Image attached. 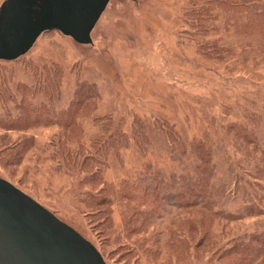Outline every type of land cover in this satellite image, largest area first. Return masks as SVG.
<instances>
[{"label": "rangeland", "instance_id": "1", "mask_svg": "<svg viewBox=\"0 0 264 264\" xmlns=\"http://www.w3.org/2000/svg\"><path fill=\"white\" fill-rule=\"evenodd\" d=\"M207 3L110 0L91 45L0 61V178L106 264H264V3Z\"/></svg>", "mask_w": 264, "mask_h": 264}, {"label": "water", "instance_id": "2", "mask_svg": "<svg viewBox=\"0 0 264 264\" xmlns=\"http://www.w3.org/2000/svg\"><path fill=\"white\" fill-rule=\"evenodd\" d=\"M109 1L6 0L0 7V61L21 58L48 31L91 45ZM0 264L106 263L89 241L0 178Z\"/></svg>", "mask_w": 264, "mask_h": 264}, {"label": "trees", "instance_id": "3", "mask_svg": "<svg viewBox=\"0 0 264 264\" xmlns=\"http://www.w3.org/2000/svg\"><path fill=\"white\" fill-rule=\"evenodd\" d=\"M262 1H264V0H237L236 3H233L230 0H227V1H225V0H217V1L208 0V3L205 5V7L199 9L196 14L200 15V17H202L204 19V16L208 13V11L210 9L209 5L211 4V2H212V5L217 4L216 2H218L219 5H223L225 8L238 7L241 10H246V9H250L251 5L264 3ZM261 12L264 15V11H261ZM258 14H260V12ZM253 16L255 17L254 13H253ZM261 17H263V16H261ZM244 30H248V28L246 27V28H244ZM236 249H237V247H235V246H231L229 249H225L224 247L219 248L218 250H216L214 256H216L219 260H222V258L224 259L225 254H229L230 257H232V263L231 264H237V262L239 260L236 259V255H238L235 252Z\"/></svg>", "mask_w": 264, "mask_h": 264}]
</instances>
